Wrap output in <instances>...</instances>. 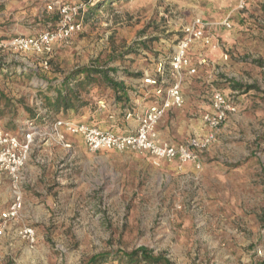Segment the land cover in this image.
<instances>
[{
  "label": "rangeland",
  "instance_id": "rangeland-1",
  "mask_svg": "<svg viewBox=\"0 0 264 264\" xmlns=\"http://www.w3.org/2000/svg\"><path fill=\"white\" fill-rule=\"evenodd\" d=\"M104 1L0 0L1 127L15 132L31 118L41 127L55 118L87 123L99 114L124 125L125 90L157 78L160 66L159 78L171 84L169 62L183 28L197 18L211 42L190 47L196 72H182L184 104L168 135L179 142L198 132L213 89L234 96L237 111L215 131L200 169L131 151L94 154L78 142L70 150L52 140L36 146L24 169L21 209L0 242V264H87L98 254L139 248L170 264H262L264 1L240 10L237 0H110L95 9ZM80 4L81 31L56 42L50 55L8 46L55 30L60 6ZM224 20L231 29L221 26ZM82 69L100 70L124 93L99 75L90 82L80 76L85 87L71 86L85 106L45 117L44 97ZM12 196L9 184H1L0 212ZM23 226L35 231L33 247L16 236Z\"/></svg>",
  "mask_w": 264,
  "mask_h": 264
},
{
  "label": "built area",
  "instance_id": "built-area-1",
  "mask_svg": "<svg viewBox=\"0 0 264 264\" xmlns=\"http://www.w3.org/2000/svg\"><path fill=\"white\" fill-rule=\"evenodd\" d=\"M249 1L237 0V8L242 10ZM48 9L51 10V6H48ZM58 10L60 19L55 30L45 31L37 36L14 38L8 46L21 52L50 55L56 42L71 39L82 28L79 14L83 12L84 5H62ZM221 26L227 30L232 27L228 20H224ZM206 27L207 24L197 18L183 28L182 38L178 41L169 62L170 70L175 75L171 84L159 78L162 74L161 66L157 69V78L148 77L142 80L144 85L153 88L154 100L148 107L140 110L131 107L125 112L126 121L136 122L135 129L127 134L118 135L110 130H102L86 122L67 118H55L43 127L33 120H26L15 132H9L0 126V185L8 183L13 192L10 205L0 212V242L6 236L8 225L17 219L21 209L20 187L25 181L24 169L33 149L38 145H46L50 140L63 149L70 150L73 143L68 137H79L90 153L131 151L146 154L159 162H176L181 166L188 164L200 169L201 154L214 142L215 131L227 121L229 115L237 111L234 96L230 97L219 89L211 90L208 97L209 111L201 118L206 131L202 137L193 136L184 143L173 145L160 137L157 125L168 110L183 106L182 72L186 70L189 75L196 72L188 52L193 44L210 45L211 40L205 33ZM201 63H204V60ZM40 67L47 70L48 61L43 60ZM40 105L37 104V107L40 108ZM15 233L30 247L34 246L36 236L32 227L23 226Z\"/></svg>",
  "mask_w": 264,
  "mask_h": 264
},
{
  "label": "trees",
  "instance_id": "trees-1",
  "mask_svg": "<svg viewBox=\"0 0 264 264\" xmlns=\"http://www.w3.org/2000/svg\"><path fill=\"white\" fill-rule=\"evenodd\" d=\"M110 0H105L104 4L96 6L95 9L99 7H103ZM94 75H99L102 77V80L105 84L113 90L115 93H123V87L117 84L116 82L109 79L103 72L95 69H82L77 72L71 73L67 77H65L62 82L55 85L53 91L55 92V96L46 95L44 97V109H45V117L50 116L51 114L56 115L61 112H67L71 110L76 112L79 108L85 106L80 100V96L77 94L75 88H72L71 84L74 83L78 87H85L84 84L79 79L80 76H84L85 80L91 81V77ZM135 77L139 78L140 75L137 74ZM234 90L241 89L238 84L233 85ZM31 120L37 123V120L31 118ZM120 261L124 264H170L167 259L161 256H153L150 251L146 248H139L131 252H116V253H102L95 256H92L87 264H106L109 261ZM264 264V262L262 263Z\"/></svg>",
  "mask_w": 264,
  "mask_h": 264
},
{
  "label": "crops",
  "instance_id": "crops-1",
  "mask_svg": "<svg viewBox=\"0 0 264 264\" xmlns=\"http://www.w3.org/2000/svg\"><path fill=\"white\" fill-rule=\"evenodd\" d=\"M188 56H189V54H188ZM181 92H182V90H181ZM153 93H154L153 88L144 85L142 83V79H138L136 86H132V88H130L129 90H127V89L125 90L124 104L126 106H129V108L135 107L137 109L139 108V110L143 109V108L151 105V103H152L151 99H154ZM149 94L151 96H148ZM181 108H179V109L172 108V109L168 110L166 112V114L164 115V117L161 119V121L157 125V131H158L160 137L162 139H164L165 141L173 144V145H178V144L184 143V142H186L187 139H189L190 137H193V136L199 135L202 137L206 133V131H205V129L201 123L200 124L201 127H199L197 133L191 134L190 136H188L187 138H185L182 141L177 142L174 140V137L169 136L168 131L169 130L172 131L174 129V125H176L178 115L181 113L180 112ZM207 111H209V107L206 110V112ZM87 123L91 126L100 128L102 130H110V131H112L118 135L127 134V133L133 131L136 127V122H134V121H126V122L124 121V125H120L117 123L115 124L114 120L113 121L107 120V118L101 116V114L96 115L92 119L87 120ZM68 139L72 143L78 142L84 147L82 140L79 137H68ZM172 163H176V162H172ZM183 166H190V165L187 164V165H183Z\"/></svg>",
  "mask_w": 264,
  "mask_h": 264
}]
</instances>
